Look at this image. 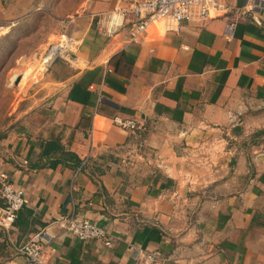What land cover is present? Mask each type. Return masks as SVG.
<instances>
[{
	"label": "crops",
	"instance_id": "obj_1",
	"mask_svg": "<svg viewBox=\"0 0 264 264\" xmlns=\"http://www.w3.org/2000/svg\"><path fill=\"white\" fill-rule=\"evenodd\" d=\"M13 4L0 0V28L19 23ZM115 4L86 0L67 24L76 55L0 116V188L26 199L0 226V264H26L35 235L41 264H264V9L231 37L213 14L131 42ZM71 214L111 242L64 232Z\"/></svg>",
	"mask_w": 264,
	"mask_h": 264
},
{
	"label": "built area",
	"instance_id": "obj_2",
	"mask_svg": "<svg viewBox=\"0 0 264 264\" xmlns=\"http://www.w3.org/2000/svg\"><path fill=\"white\" fill-rule=\"evenodd\" d=\"M259 9H264V0H245L240 6L230 5L227 0H116L113 11L131 23L129 41L136 42L154 24L163 23L170 30L179 28L184 20L206 19L213 14L225 17V34L231 37L236 23ZM79 44V39L73 34H59L45 49L43 64L50 66L58 58L75 56ZM115 122L122 127H136L132 120L116 117ZM0 195L3 200L0 206V226L7 228L17 220L26 199L23 190L8 180L2 182ZM60 225L64 232H70L82 240L101 239L107 244L111 242L108 231L90 219L71 214L63 218ZM18 249L26 257V264H41L45 242L41 236L35 235Z\"/></svg>",
	"mask_w": 264,
	"mask_h": 264
},
{
	"label": "rangeland",
	"instance_id": "obj_3",
	"mask_svg": "<svg viewBox=\"0 0 264 264\" xmlns=\"http://www.w3.org/2000/svg\"><path fill=\"white\" fill-rule=\"evenodd\" d=\"M22 1V6L13 4L14 10L10 12V19L18 18L19 23L12 29L0 28V116L5 112L12 113L13 102H19L29 87L30 94L44 78L47 70L43 64L45 49L59 34H72L68 21L77 15L78 8L86 0ZM27 7L30 11L28 18L19 17L18 13H24ZM4 25L6 23L0 27ZM18 77V85H23L19 90L15 83Z\"/></svg>",
	"mask_w": 264,
	"mask_h": 264
},
{
	"label": "trees",
	"instance_id": "obj_4",
	"mask_svg": "<svg viewBox=\"0 0 264 264\" xmlns=\"http://www.w3.org/2000/svg\"><path fill=\"white\" fill-rule=\"evenodd\" d=\"M1 137H2V135L0 134V138ZM70 158H71L72 163L79 164L81 162V159L79 157L75 156L74 154H72L70 156Z\"/></svg>",
	"mask_w": 264,
	"mask_h": 264
},
{
	"label": "water",
	"instance_id": "obj_5",
	"mask_svg": "<svg viewBox=\"0 0 264 264\" xmlns=\"http://www.w3.org/2000/svg\"><path fill=\"white\" fill-rule=\"evenodd\" d=\"M19 79H20V78L18 77V78L15 80V83H16V84L18 83Z\"/></svg>",
	"mask_w": 264,
	"mask_h": 264
}]
</instances>
